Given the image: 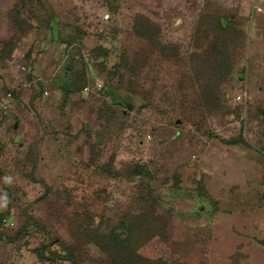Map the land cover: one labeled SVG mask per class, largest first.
Returning <instances> with one entry per match:
<instances>
[{
	"label": "rangeland",
	"instance_id": "obj_1",
	"mask_svg": "<svg viewBox=\"0 0 264 264\" xmlns=\"http://www.w3.org/2000/svg\"><path fill=\"white\" fill-rule=\"evenodd\" d=\"M130 218L147 259L264 264V0H0V264H121L84 227Z\"/></svg>",
	"mask_w": 264,
	"mask_h": 264
},
{
	"label": "trees",
	"instance_id": "obj_2",
	"mask_svg": "<svg viewBox=\"0 0 264 264\" xmlns=\"http://www.w3.org/2000/svg\"><path fill=\"white\" fill-rule=\"evenodd\" d=\"M133 23H132V31L135 34V36L140 37L141 39H144L148 45L151 47H154L158 50L161 57L164 59H170L173 56H176V49L168 46V45H161L157 38H156V26L154 24H151L148 19L142 17V16H134L133 17ZM218 27L221 31L224 32V42L229 45L230 43L234 44V46L240 48L243 46V33L241 31H228L226 26V21H219ZM234 37V38H232ZM231 41V42H230ZM223 51L225 49H222ZM96 52L91 53L92 57L95 58L97 56V52L99 49L95 50ZM97 54V55H95ZM220 54V53H218ZM217 55V54H215ZM225 57L221 56L219 59L222 61ZM200 62H195V67L193 68V72H196L197 70H202V64H199ZM115 71V70H114ZM221 72V70H217ZM196 74V73H195ZM215 79L209 78L208 82H213ZM204 84V83H203ZM204 88L203 91H201V95L204 99L205 94V85H200ZM128 226L127 234L123 238H118L116 234H108L106 231L100 230L101 228H94L93 230H87V226L84 227L85 231L92 232L94 234L95 242L105 251V253L111 257V259H115L118 263L121 264H165V262H162L160 259H154L150 260L145 257H142L136 252V247H138L141 242L139 239V236L137 237V232H141L146 235L150 236V226L147 223L145 219L140 221V219H134L130 218L127 220ZM100 227V225H98Z\"/></svg>",
	"mask_w": 264,
	"mask_h": 264
},
{
	"label": "built area",
	"instance_id": "obj_3",
	"mask_svg": "<svg viewBox=\"0 0 264 264\" xmlns=\"http://www.w3.org/2000/svg\"><path fill=\"white\" fill-rule=\"evenodd\" d=\"M95 84H96V83H95ZM95 84H94L92 87L98 89V88L100 87L99 84H96V85H95ZM88 90H89V87H88V86H85V87L83 88V91H84V92H87ZM6 97H9V94H8V93L6 94ZM240 98H241V95H240V94H236V95L234 96V100L239 101Z\"/></svg>",
	"mask_w": 264,
	"mask_h": 264
}]
</instances>
